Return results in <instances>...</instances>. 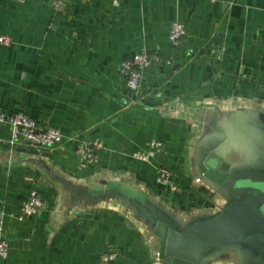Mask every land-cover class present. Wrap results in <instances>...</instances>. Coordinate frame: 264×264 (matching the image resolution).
<instances>
[{"label":"crops","instance_id":"1","mask_svg":"<svg viewBox=\"0 0 264 264\" xmlns=\"http://www.w3.org/2000/svg\"><path fill=\"white\" fill-rule=\"evenodd\" d=\"M185 24L176 49L173 24ZM0 111L60 129L62 143L12 144L0 125V215L10 247L0 264H158L154 225L122 189L183 229L218 214L228 195L200 170L264 169V0H0ZM147 51L171 65L148 70L141 92L120 73ZM158 139L163 147L151 160ZM81 143L103 145L83 164ZM40 153V154H37ZM167 167L181 187L158 182ZM33 191L43 211L19 219ZM248 251L225 250L203 264H250Z\"/></svg>","mask_w":264,"mask_h":264},{"label":"water","instance_id":"2","mask_svg":"<svg viewBox=\"0 0 264 264\" xmlns=\"http://www.w3.org/2000/svg\"><path fill=\"white\" fill-rule=\"evenodd\" d=\"M264 131V123L260 125ZM40 154V153H37ZM202 155L204 177L228 195L227 205L213 217L185 228L150 206L138 192L121 190L155 227L158 264H203L216 251H248L250 264H264V169L231 170L209 166Z\"/></svg>","mask_w":264,"mask_h":264},{"label":"built area","instance_id":"3","mask_svg":"<svg viewBox=\"0 0 264 264\" xmlns=\"http://www.w3.org/2000/svg\"><path fill=\"white\" fill-rule=\"evenodd\" d=\"M118 3L120 0H114ZM216 2L217 0H209ZM66 0H54V7L61 8ZM185 24L176 21L169 35V43L172 47L178 49L186 36ZM0 44L11 47L12 40L7 37H0ZM170 60H164L158 53H149L147 51L138 52L131 55L125 60L121 67L120 73L125 81L127 89L134 94L141 92L142 84L148 70L153 67L162 68L165 65H171ZM0 125L11 128L10 142L12 144L27 143L35 147L53 148L64 139L60 129L52 127H40L38 123L23 113H5L0 111ZM163 144L158 140H152L148 144V151L135 154L134 157L141 161H150L154 152L160 151ZM103 145L99 143H81L77 148V156L83 164L97 163L99 160L100 150ZM158 182L164 185L170 193L178 194L181 187L172 180L171 171L164 166L158 169ZM45 207L44 199L39 191H33L29 199L22 207L19 219L24 221L28 218L39 215ZM10 256V247L5 238V229L3 217L0 215V259H8ZM101 264H118L117 254L106 252L101 257Z\"/></svg>","mask_w":264,"mask_h":264}]
</instances>
